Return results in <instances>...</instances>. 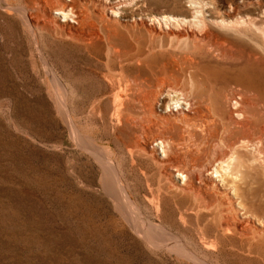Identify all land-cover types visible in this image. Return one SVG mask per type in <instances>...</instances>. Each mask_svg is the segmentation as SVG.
Instances as JSON below:
<instances>
[{
  "label": "rangeland",
  "instance_id": "rangeland-1",
  "mask_svg": "<svg viewBox=\"0 0 264 264\" xmlns=\"http://www.w3.org/2000/svg\"><path fill=\"white\" fill-rule=\"evenodd\" d=\"M2 1L0 264H264V0H88L81 6L84 26L65 25L56 14V29L37 27L38 41L11 5L26 7L43 25L38 11L50 9L48 0ZM64 1L76 5V0ZM95 8L105 21L95 19ZM72 32L92 35L91 50L71 39ZM97 42L118 49L111 51L117 56L110 67L103 64L106 50ZM194 49L216 68L204 90L212 85L225 91L221 110L204 106L198 89L191 90L193 78L176 65ZM41 55L65 91L58 90ZM115 64L124 66L132 90H141L129 101L134 100L137 125H125L121 137L112 119L114 96L108 92L114 82L111 68L119 67ZM170 64L177 69L172 80L179 81L189 104L178 108L161 98L155 104L159 119L152 125L137 98L142 91L158 92ZM200 77L205 82L204 72ZM175 84L167 81L163 90ZM63 99L81 131L113 151L146 217L166 225L202 263L152 246L139 234L103 181V151L92 154L74 138ZM185 115L197 137H206L188 147L207 149L210 157L228 155L211 163L201 157L213 164V172L198 167L200 197L167 196L159 217L144 199L150 196L144 176L149 168L138 154L137 140L162 129V118L188 120ZM143 123L148 132L141 129ZM198 125L218 131L203 134ZM182 131L188 135L187 124ZM155 144L150 149L161 156ZM181 211L189 215L185 223Z\"/></svg>",
  "mask_w": 264,
  "mask_h": 264
},
{
  "label": "bare ground",
  "instance_id": "bare-ground-1",
  "mask_svg": "<svg viewBox=\"0 0 264 264\" xmlns=\"http://www.w3.org/2000/svg\"><path fill=\"white\" fill-rule=\"evenodd\" d=\"M71 1L73 0H66L67 3H71ZM87 2L88 0H76V5H74V7L78 9L75 10L73 4L68 7L64 0H48L50 9L38 11L41 17L44 18L43 25L39 19L34 18L33 13L27 11L26 7L21 5H11V9L21 14V16L24 18L26 26L30 28L34 38L38 41L37 27L46 28L52 31L56 29V27H54L55 23L58 21V16H56V14L62 17L60 20L65 22V25L79 23L80 26H84L85 21L81 22V19L84 18V11L81 9V6L83 3ZM0 5L4 6L2 0H0ZM95 11H98L99 13V15L95 16V19H101V21L105 19V16L102 14L100 9L95 8ZM161 16L165 19L170 18V15L165 13H162ZM68 21H71L72 23H67ZM222 22H224V20ZM71 36V39L75 40L77 44L82 46L87 51L91 50L90 45L96 42L95 38L90 34H75L72 32ZM96 45L100 47L102 52L106 50V59L103 64L110 67V63L113 62L115 60V56H117V54H112L111 51L117 53L118 49L110 43L106 44L103 42H97ZM199 54L200 50L194 49L190 56H187L183 62H181V64L177 62L176 65H181L182 69L189 74V77L193 78L191 81V90L195 87L198 89L202 104L210 109V111L213 108L221 110L224 105L226 93L225 91L221 90L217 91L212 85L210 88L204 90L206 82L209 83L208 79L210 80L211 77H213L216 68ZM41 57L43 58L42 55ZM195 57H197L198 60H195ZM43 62L47 71L56 82L58 90L62 88L65 91L64 84L61 82L54 70L49 67L45 59ZM115 65H119V67L118 69L117 67L111 68L113 70L111 75L114 79V82L109 85L108 92L109 97L112 96L111 92L114 96V102L112 103L114 113L112 119L114 122L116 121L117 125L120 126L118 128V137H121L124 133L123 129L125 125H129V128H132V124L133 126L135 124L137 125V123H133L135 120L138 122L139 119V117H134V114H132L134 100L131 102L129 101L131 99L130 96H134L135 93L137 94L141 90L134 92L132 90V83L128 79L129 76L124 70V66L121 64ZM165 70L167 71L166 74L168 77L160 78V87L158 92L152 90L146 92L142 91L143 94L137 98V102H143L141 111L146 115L147 120L152 125L156 124L154 118L156 120L159 119L156 118L155 115V104L160 102L161 98L167 97L168 100L171 101V104L172 102L173 104L176 103L179 106L178 108H182L184 106L183 104H189L188 95L183 90V88L180 87L179 81L177 79L174 81L172 80L173 76L177 73V69L173 68L170 64L165 65ZM201 72L205 73V82L200 77ZM167 81L176 84L171 89L163 90L164 84ZM171 85L172 84H170V86ZM207 102L209 104H206ZM63 104L74 138L79 141V143L86 149L90 150L92 154L98 155L100 150L103 151V153L99 155L101 156V159L99 158L100 162L103 164V181L105 182L110 196L116 200L120 211L127 217L128 220L131 221L139 234H141L152 246H166L169 249H175L184 256L191 257L194 261L202 263L199 255L188 249L187 245L170 230H168L166 225L162 223H156L152 219L146 217V214L142 212L136 198L131 193L126 183V179L122 174L120 165L113 158V151H110L108 148L106 149L101 145L99 146L93 139H91L89 135L84 134L79 128L75 117L70 115L68 112L64 99ZM183 117L190 121L185 119L164 117L162 120L164 121L165 126H163L162 129L158 127L154 130L155 132L152 133V136L151 133H146L145 138L137 140L138 154L141 159L147 162L149 168L148 172H144V176L146 177L144 178L146 179L147 187L150 190V196H144V199L159 217H161L163 205L167 196H170L174 200L176 197H186L193 200L200 197L203 188L201 184H196V181H199L200 183L202 182L201 177L199 176L198 167L202 165L203 168L207 170V173H212L213 164L209 163H211L213 160L218 162L225 161L224 157L228 155V153H224L221 156L214 155L213 157H210V152L207 149L204 150V152H201L199 147L197 149L188 147L189 143H192L193 146H198L199 144H197V142H200V140H203L206 137H197L196 130L194 129V122L191 121V118L187 115ZM184 123L189 127L188 135H185L184 131H182L180 134V130L183 128ZM222 126L223 128H226L227 123H224ZM146 128V125L143 123L141 125V129L144 131ZM197 129L203 134L208 132L212 135L216 134L218 131L217 127L212 129L209 125L208 127L198 125ZM145 132L148 131L146 130ZM176 135L179 137H176ZM154 143H156L155 145H160V148L162 149L161 156H157L154 151L150 149L151 145ZM186 146L187 149L184 150L183 148ZM129 152H131V158L134 159L135 155L132 153V150H129ZM201 157L204 161L208 160L209 163L204 164L205 162L201 161ZM131 165H133L132 162ZM134 169L137 168L131 167V170ZM215 172L218 173V169L215 168ZM150 181L154 182L153 184L156 186V189L151 187L152 184ZM187 217H189V215H185L184 211L180 212L181 222L185 223ZM210 246L211 245L207 247Z\"/></svg>",
  "mask_w": 264,
  "mask_h": 264
}]
</instances>
